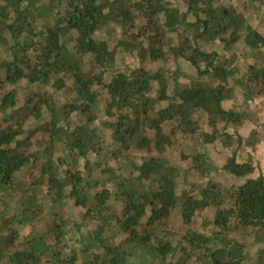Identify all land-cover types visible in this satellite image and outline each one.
Returning a JSON list of instances; mask_svg holds the SVG:
<instances>
[{
	"label": "trees",
	"instance_id": "1",
	"mask_svg": "<svg viewBox=\"0 0 264 264\" xmlns=\"http://www.w3.org/2000/svg\"><path fill=\"white\" fill-rule=\"evenodd\" d=\"M239 4L0 0V264H264L263 132L216 79L243 58L264 95V0Z\"/></svg>",
	"mask_w": 264,
	"mask_h": 264
},
{
	"label": "rangeland",
	"instance_id": "2",
	"mask_svg": "<svg viewBox=\"0 0 264 264\" xmlns=\"http://www.w3.org/2000/svg\"><path fill=\"white\" fill-rule=\"evenodd\" d=\"M169 1L172 5L182 7V4L185 0H167ZM231 2H234L235 4L240 5L239 3L243 0H229ZM258 24V22H257ZM172 37L176 40L177 43H179V34L175 31L172 34ZM217 47H219L218 44H216ZM244 59L239 58L237 61L233 63V66L230 70L227 71L225 75H218L216 76V79L221 82L223 85L226 86L228 89V94L223 98V104L225 107H237L241 106L244 110V122L243 125L238 128V133L241 134L244 138H249L250 132L257 128L259 134L261 133V127L257 125L256 121V111L255 108L251 103L245 102L243 98V87L241 85V80L242 78L246 75L247 71L244 68ZM5 113L3 111H0V117H2ZM6 115V114H5ZM11 114L6 115L7 117L10 116ZM104 123H102L101 119H97L95 121V125L102 126ZM258 126V127H257ZM228 131H230L231 127H228ZM261 136V134H260ZM214 137V136H213ZM215 138V137H214ZM219 157H218V166L217 170L214 174L217 175V177L221 180V182L226 185H232L236 181V179L231 176L228 172L223 171V168L226 166V164H230L231 166L233 165V160L231 158V152L233 153V148L230 147H222L219 148ZM247 150V149H246ZM249 158V156H248ZM54 208L57 207V204L55 203ZM212 215L211 212H204L203 216L206 219H209L210 216ZM177 216V214L175 215ZM201 219H198L196 223L192 226H186V225H181L176 217L172 219V224L171 228L174 232H185L189 227H192L196 230L201 229L200 225ZM203 230V229H201ZM256 247L252 246L251 247V252L253 253L256 251Z\"/></svg>",
	"mask_w": 264,
	"mask_h": 264
},
{
	"label": "built area",
	"instance_id": "3",
	"mask_svg": "<svg viewBox=\"0 0 264 264\" xmlns=\"http://www.w3.org/2000/svg\"><path fill=\"white\" fill-rule=\"evenodd\" d=\"M253 106L256 111L257 125L262 128L263 136L246 150L249 156V164L264 179V95L253 99Z\"/></svg>",
	"mask_w": 264,
	"mask_h": 264
}]
</instances>
